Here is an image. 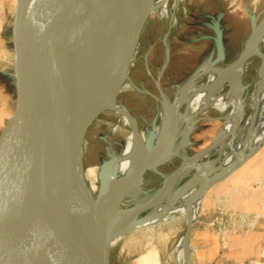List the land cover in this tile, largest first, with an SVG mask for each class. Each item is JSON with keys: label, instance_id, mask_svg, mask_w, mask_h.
I'll return each mask as SVG.
<instances>
[{"label": "rangeland", "instance_id": "obj_1", "mask_svg": "<svg viewBox=\"0 0 264 264\" xmlns=\"http://www.w3.org/2000/svg\"><path fill=\"white\" fill-rule=\"evenodd\" d=\"M9 2L10 0H0V43H5L4 49L0 44L2 69L5 64L1 61V56L11 40V34L5 32L4 28ZM177 2L169 0L168 12L156 13L145 25L133 64L128 71L134 86L128 83L122 85L117 97V103L125 108L136 121L139 130L147 136L154 132L162 120L161 98L165 97L172 103L182 88L193 82L218 59L217 32H221L223 41V58L220 62L227 67L240 56L249 35L264 13V0ZM165 39L169 44L167 51L163 46ZM254 61L252 57L247 66L251 67ZM194 81L191 98L208 83L207 78ZM242 85L245 91L249 89L246 78ZM244 89L239 91L233 120L226 121L231 110L230 102L224 111L212 108L194 114L188 132L183 136L178 134L177 139L172 137L165 143L153 160L151 169L138 184L130 187L136 192L135 199L116 201L118 214L114 227L124 225L134 209L147 206L150 208L133 222L146 220L153 223L116 239L110 250L108 264H145L143 260L149 253L157 256L158 264H184L186 255L178 253V244L185 237L189 226L183 207L193 200L207 177L218 172V167L221 168L228 158L227 146H216L218 151L211 153L208 158L207 155L202 156L193 168L185 170L174 180H169L184 164L208 149L219 135L229 132L239 117L238 103ZM141 90L147 94L140 93ZM249 103V100L245 102L246 116L252 113ZM187 104L185 101L178 116L185 112ZM111 107L106 105L103 109L113 112H104L90 126L82 155L84 168L97 175L100 187L101 182L109 178V173L115 178L117 170L105 174L103 168L119 158L131 133L130 127L120 120L117 110ZM259 159H264V146L229 178L204 194L192 225L188 264H264V235L262 240L251 243L250 248L240 250L244 238L257 228L264 230V222L260 224L264 211H244V204L239 203L243 196H240L238 186H244L247 190L262 187L264 170L260 172L262 163L258 162ZM254 169L257 170L256 177L249 175ZM246 175H249L248 178ZM162 205L167 211L155 214Z\"/></svg>", "mask_w": 264, "mask_h": 264}, {"label": "bare ground", "instance_id": "obj_2", "mask_svg": "<svg viewBox=\"0 0 264 264\" xmlns=\"http://www.w3.org/2000/svg\"><path fill=\"white\" fill-rule=\"evenodd\" d=\"M66 1L68 11H77L82 6L90 10L93 4L92 0ZM168 1L146 0L141 13L135 15L134 12V17L130 21L126 12L117 11V4L109 6L105 13L107 16L103 17L104 20L111 21L104 25L108 29V34H105L96 46L75 56L51 74L26 98L24 106L19 108L14 127V147L21 151L27 139H35L40 146V168L36 176L40 177L42 187L48 197L46 220L50 225L58 222L62 216L58 203L64 197L63 174L66 170L74 168L76 163L72 146L73 129L77 123L88 124L92 117L106 105L117 110L120 120L130 127L131 133L118 158L117 174L103 194L104 203L101 206L98 205L100 181L97 175L92 170L78 165V161L76 163V171L81 177L85 195L100 217L115 218L118 214L115 208L116 201L120 202L124 198L135 199L136 192L132 188L125 190L121 196L120 187L124 181L135 169L149 165L168 139L172 137L177 139L178 134L183 136L187 133L194 114L212 108L224 111L227 103L230 102L231 110L226 121L233 120L239 91L244 89L242 85L244 78L249 81V89L247 91L244 89V94L238 103L240 114L237 122L227 134L219 135L214 140L216 146H227L228 158L221 168L218 167V172L210 174L206 181L216 178L230 165L252 158L264 146V28L252 56L255 61L251 67L246 64L237 74L233 64L226 67L222 62H213L194 79L207 78L208 83L193 98L190 97V92L195 85L194 80L177 93L172 103L165 97L161 98L162 100L159 99L162 101V120L154 130L151 141H148V136L143 131L136 134L134 121L128 117L125 108L113 100L112 97L120 85L128 83L134 86L127 69L133 64L134 57L130 61L133 42L140 35L141 29L153 19L156 13L166 14L168 12ZM176 1L180 2V0ZM163 46L166 51L169 49L166 39ZM256 82H258L257 86H254ZM225 89L227 90L224 91ZM140 93L147 94L142 90ZM248 100L252 113L246 116L245 102ZM185 101L188 103L186 110L178 116ZM229 134L230 137L223 141ZM85 142L86 139L80 151L85 147ZM215 147L208 152L206 158L218 151ZM6 164L4 158L0 156V181L3 177L2 173L7 171ZM194 164L195 162L191 159L184 167L187 170L193 168ZM211 171H213L212 168ZM202 198L203 196H196L183 207L188 223L195 221L197 208ZM38 203V199L33 201L32 210L37 207ZM0 204L5 209L11 206L12 213L16 209V203H11L7 196L0 199ZM166 211L162 205L157 208L155 214ZM113 244L114 242L112 246ZM181 252L186 255L184 260L186 264L189 244L184 241V238L178 244L179 255ZM156 257L153 253H149L143 263L158 264ZM23 264L46 263L42 257H35Z\"/></svg>", "mask_w": 264, "mask_h": 264}, {"label": "water", "instance_id": "obj_3", "mask_svg": "<svg viewBox=\"0 0 264 264\" xmlns=\"http://www.w3.org/2000/svg\"><path fill=\"white\" fill-rule=\"evenodd\" d=\"M42 2L45 3V0H10L4 27L5 32L11 34V40L1 56V61L5 65L3 69L0 68V156L7 163V167L5 166L7 171L2 173L0 181V199L7 196L11 203H16V209L12 213L11 206L5 209L0 204V264H23L35 257H42L46 264H108L112 242L153 223L146 220L133 222L150 208L147 206L134 209L124 225L114 227L115 218L100 217L92 206L85 195L81 177L76 171L77 161L78 165L83 166L84 147L81 151L80 148L90 126L104 112L113 111L102 109L88 124L75 125L72 146L76 163L74 168L66 170L63 174L64 197L58 203L62 216L58 222L51 225L46 220L48 197L40 177L36 176L40 168V146L35 139H27L21 151L16 150L13 143L14 127L19 108L24 106L26 98L42 82L69 60L96 46L101 38L108 34V29L104 25L111 21L104 20L103 17L107 16L105 13L109 6L117 4V11L126 12L130 21L134 17V12L135 15L141 13L146 0H92L90 10L82 6L77 11L68 9L66 11V5L55 6L43 11L37 9L39 12L32 19L28 18L29 9L36 4L40 6ZM263 28L264 13L251 32L240 56L233 63L237 74L252 58ZM143 30L144 28L133 42L130 61L136 53ZM217 33L218 59L215 62H220L223 58V41L221 32ZM0 44L4 49L5 43ZM127 69L129 71V66ZM119 87L112 97L116 102L122 85ZM93 99L95 100V96ZM127 115L134 121L136 134H139L136 121L128 112ZM153 135L154 132L148 136V141H151ZM228 137L230 134L223 141ZM215 146L216 141L193 158V161L196 163ZM247 160L249 158L228 167L216 178L204 182L195 197L204 196L214 185L229 178ZM152 162L135 169L129 175L120 187L121 196L125 190L141 181L145 173L151 169ZM184 166L185 164L169 181L183 173L186 170ZM114 170H118V159L104 167L103 173ZM110 175L111 173L108 175L109 178L101 182L99 206L104 203L103 194L114 179L113 175ZM35 199H38L39 203L32 210ZM192 225L193 223H189L184 237L188 244Z\"/></svg>", "mask_w": 264, "mask_h": 264}, {"label": "crops", "instance_id": "obj_4", "mask_svg": "<svg viewBox=\"0 0 264 264\" xmlns=\"http://www.w3.org/2000/svg\"><path fill=\"white\" fill-rule=\"evenodd\" d=\"M63 5H66V7H67V1L66 0H45V3L44 2L40 3V6H37V4H36L35 6H33V7H31L29 9L28 18L32 19L39 12V11H36L37 9H42V11H43V10H45L47 8L50 9L51 7L53 8L55 6L56 7H58V6L61 7ZM66 10H67V8H66ZM261 160L259 159V161H258V162L262 163V166H261L262 170L259 169L260 172H262L264 170V165H263L264 162H262V161H264V159L262 161ZM249 175L256 177L257 170L256 169L252 170ZM249 175H246V178H248ZM261 180H262V178L259 181L261 182ZM261 183H262L261 184L262 187H260V189H258V190H253V189L252 190L251 189L247 190L244 186L242 188L238 186V188H240V192H239L240 196L241 195L243 196V199L242 200L240 199L239 203L241 202V203L244 204L242 206V209L244 211H246L248 209H249V211H253V212H257V213H261V212L264 211V181L261 182ZM262 222H264V217H262V220L260 221V224ZM255 224L256 225L258 224L257 221H256ZM260 224H259V226H260ZM263 224L264 223H262V225ZM262 230H263V228H262ZM263 235H264V230L261 231V227L257 228L249 236H247L246 238H244L242 240V244H243L242 246L243 247H240V250L241 251L244 250L245 247H249L250 248L252 246L251 243H254L255 241H257L259 239L262 240L263 239ZM191 237H192V231H191L190 239H191Z\"/></svg>", "mask_w": 264, "mask_h": 264}]
</instances>
